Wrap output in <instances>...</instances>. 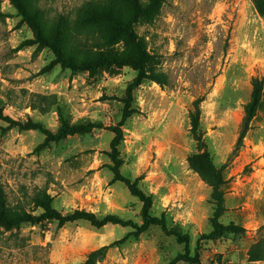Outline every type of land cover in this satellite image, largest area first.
<instances>
[{
  "label": "rangeland",
  "instance_id": "374dc122",
  "mask_svg": "<svg viewBox=\"0 0 264 264\" xmlns=\"http://www.w3.org/2000/svg\"><path fill=\"white\" fill-rule=\"evenodd\" d=\"M25 3L47 38L60 25L66 59L80 63L130 53L123 42L107 45L108 30L91 12L111 4L128 15L122 0ZM136 32L151 56L150 67L166 74L168 83L147 81L134 92L135 114L123 125L119 147L121 175L151 197V216H164L170 230L189 237L192 256L199 239L213 230L217 188L224 199L219 222L244 231L200 242V264H264V102L236 150L251 81L264 77V0H164L153 24L137 26ZM31 38L10 2L0 0L3 115L56 133L59 103L71 122L104 128L47 143L38 131H21L0 118V183L9 212L39 216L34 200L49 196L61 215L85 211L141 224L143 203L124 184L111 183L107 157L109 128L121 120L136 73L126 67L71 73L52 66L48 49L24 46ZM198 100L199 128L193 131ZM207 162L214 182L221 177L218 187L196 170L207 169ZM131 232L113 225L96 229L85 221L0 227V264H78ZM181 253L183 245L153 227L110 249L98 264H168Z\"/></svg>",
  "mask_w": 264,
  "mask_h": 264
},
{
  "label": "trees",
  "instance_id": "16d2710c",
  "mask_svg": "<svg viewBox=\"0 0 264 264\" xmlns=\"http://www.w3.org/2000/svg\"><path fill=\"white\" fill-rule=\"evenodd\" d=\"M8 1L10 2L12 8L16 11L17 15L21 17L22 22L26 24L32 33V38L25 41L23 45H38L48 49L54 57L52 66L59 65L62 69L69 70L71 73L82 71L93 73L96 70H109L111 68L121 67L129 68L136 73L135 78L126 90L125 99L123 100L124 107L122 110L121 120L115 127L109 128V131L113 134V139L110 144V153L107 154V157L111 163V165L108 166V169L112 173L111 183L124 184L130 194L143 203V209L141 224H135L129 220H122L115 215H107L103 218H98L94 214L85 211H75L72 214L61 215L51 207L52 199L49 196H46L43 199L34 200L35 204L42 211L39 216L27 213L13 214L9 212L6 206V195L4 194L0 183V227H3L6 230H12L14 228H19L24 224L37 225L53 221H56L58 226L62 227L68 223L85 221L96 229H100L108 225L129 227L132 229V232L120 241L90 252L85 260L78 264H98L105 260L107 252L110 249L125 244L131 238L138 239L141 235L153 227L159 228L166 236L173 237L178 244L184 246V253L178 254L168 264H178L180 262L187 264H200L198 253L201 248L200 242L217 239L226 232L237 234L244 231L241 227L234 225L224 227L219 222V218L224 211V199L222 192L215 188L213 194L215 212L211 221L213 230L209 235H203L199 239L195 254L192 256L189 251V237L187 235L180 234L176 230H170L164 216H151V197L145 195L138 189L135 183H131L120 173L122 161L120 158L119 147L124 140L123 125L135 114L133 109L134 92L147 81L157 83L162 87L168 83V77L166 74L155 71L150 67L151 56L147 51L144 41L136 32L137 26L153 24L160 12L161 5L164 0H146L145 2H142L141 0H122L129 6L130 12L128 15L119 13L111 4H108L103 8L93 7L91 9L93 16L96 20L103 23L108 30V34L105 37L107 45L111 46L123 42L129 48L130 53L127 56L101 54L94 60L80 63L66 59L63 56L61 49L62 31L60 25H57L54 28L52 36L47 38L36 16L28 12L25 0ZM251 86L252 91L250 100L244 106V118L237 139L236 150L242 146L243 139L250 129V124L264 102V77L261 79H253L251 81ZM3 107L4 103L0 99V118L4 121H8L12 125H16L21 131H38L45 136V142L47 143L60 142L70 135H83L90 133L93 130H102L104 128L100 123L87 120L71 122V118L65 111L64 107L57 103L56 111L59 118V127L56 133H52L42 124L31 120L27 123L13 121L9 117L3 115ZM194 107L196 114L192 117V130L196 131L199 128V100L195 102ZM206 168L207 169L196 168V170L204 178V180L212 186H220L222 184L221 177L219 175L218 177H214L215 183L213 176L208 173L209 170L213 172L210 162H207Z\"/></svg>",
  "mask_w": 264,
  "mask_h": 264
}]
</instances>
